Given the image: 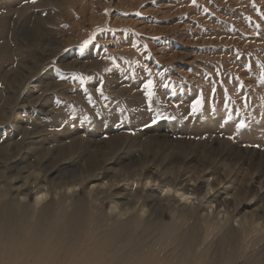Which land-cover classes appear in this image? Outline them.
I'll return each mask as SVG.
<instances>
[{"label":"rangeland","instance_id":"1","mask_svg":"<svg viewBox=\"0 0 264 264\" xmlns=\"http://www.w3.org/2000/svg\"><path fill=\"white\" fill-rule=\"evenodd\" d=\"M262 14L0 0V264H264Z\"/></svg>","mask_w":264,"mask_h":264},{"label":"bare ground","instance_id":"2","mask_svg":"<svg viewBox=\"0 0 264 264\" xmlns=\"http://www.w3.org/2000/svg\"><path fill=\"white\" fill-rule=\"evenodd\" d=\"M98 171V170H97ZM141 174H139L141 177H144V174L142 173V170H141V172H140ZM154 175V174H153ZM156 175V174H155ZM140 179V178H139ZM145 179L147 180L146 182H148L147 183V185H152V184H154V183H152V182H161V180L159 179V178H157L156 176H154V177H145ZM139 181H141V179L139 180ZM169 182V181H168ZM170 182H173V181H170ZM152 183V184H151ZM140 184V183H139ZM143 184V183H142ZM146 184V183H145ZM40 186V185H39ZM41 187V186H40ZM167 187V190H168V192H172L173 191V189L171 188L172 186H171V184H169V185H167L166 186ZM177 191V190H176ZM42 191H39L37 194H39L40 196H42L43 197V194L41 193ZM178 192V191H177ZM188 193H190V192H183V194H180L179 195V198H178V208H176L178 211L177 212H185V211H189V212H195L196 211V209H197V206H194L193 204L192 205H190L189 203H188V199L186 198L185 200H184V198L183 197H186V196H191V195H189ZM42 194V195H41ZM169 194V193H168ZM5 196H6V193H5ZM23 196V195H22ZM107 196V195H106ZM45 197V196H44ZM39 199V198H38ZM163 200H165V199H163ZM163 203V201H159L158 203H156V205H154V207L156 206L157 208H165V206L162 204ZM206 203H209V202H206ZM164 204H165V202H164ZM14 206V205H13ZM16 206V205H15ZM14 206V207H15ZM144 208V209H143ZM116 209H118V210H120L122 213H124V212H128L130 209L129 208H125V206L123 205V206H116ZM136 209V208H135ZM142 209H143V213H149L150 212V209H146V206H143L142 207ZM146 209V210H145ZM209 216H215V211L214 210H212L211 212H210V215ZM208 216V214H207V218L209 217ZM11 221V220H10ZM4 228H5V225L3 226ZM6 227H7V225H6ZM9 229V228H8ZM12 251V250H11ZM10 251V252H11ZM8 254V253H7Z\"/></svg>","mask_w":264,"mask_h":264},{"label":"snow or ice","instance_id":"3","mask_svg":"<svg viewBox=\"0 0 264 264\" xmlns=\"http://www.w3.org/2000/svg\"><path fill=\"white\" fill-rule=\"evenodd\" d=\"M32 2L34 3L35 0H32ZM192 3L195 4V3H196V0H192ZM262 15H264V14H262ZM92 39H95V37H92L91 39L85 41V42H84V46H86V45L92 43ZM145 88H146V89H149L147 95H148L149 97H151V96L153 95V92L151 91V88H152V82L149 81V82L145 85ZM201 103H202V101L197 100L194 104H192V106H191V111H192L193 113L197 112V111L199 110V108H200ZM240 127L243 128V127H245V125H244V124H241ZM257 146H258V145H257Z\"/></svg>","mask_w":264,"mask_h":264}]
</instances>
